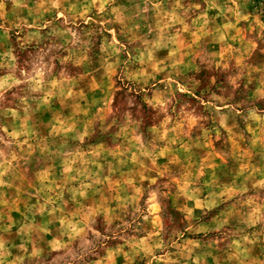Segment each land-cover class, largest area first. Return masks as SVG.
I'll return each instance as SVG.
<instances>
[{
  "label": "rangeland",
  "instance_id": "rangeland-1",
  "mask_svg": "<svg viewBox=\"0 0 264 264\" xmlns=\"http://www.w3.org/2000/svg\"><path fill=\"white\" fill-rule=\"evenodd\" d=\"M257 1L0 0V264H264Z\"/></svg>",
  "mask_w": 264,
  "mask_h": 264
},
{
  "label": "trees",
  "instance_id": "trees-1",
  "mask_svg": "<svg viewBox=\"0 0 264 264\" xmlns=\"http://www.w3.org/2000/svg\"><path fill=\"white\" fill-rule=\"evenodd\" d=\"M259 1H260V0H258L257 3H258ZM260 2L264 4V1H263V0H261ZM258 8H260V7H258ZM259 10L263 11V9H261V8H260ZM262 15L264 16V11H263Z\"/></svg>",
  "mask_w": 264,
  "mask_h": 264
}]
</instances>
